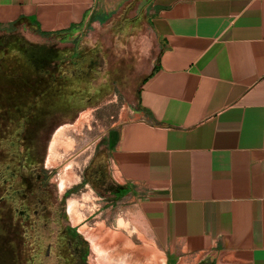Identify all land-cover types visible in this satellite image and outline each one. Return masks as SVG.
<instances>
[{
	"label": "crops",
	"instance_id": "obj_1",
	"mask_svg": "<svg viewBox=\"0 0 264 264\" xmlns=\"http://www.w3.org/2000/svg\"><path fill=\"white\" fill-rule=\"evenodd\" d=\"M100 1L0 0V30L73 37ZM147 3L159 48L108 130L110 193L162 264H264V0Z\"/></svg>",
	"mask_w": 264,
	"mask_h": 264
},
{
	"label": "rangeland",
	"instance_id": "obj_2",
	"mask_svg": "<svg viewBox=\"0 0 264 264\" xmlns=\"http://www.w3.org/2000/svg\"><path fill=\"white\" fill-rule=\"evenodd\" d=\"M97 10L93 14V20L79 32H75L73 37L71 35L65 38L64 34L41 35L30 27L20 25L11 32L0 30V38L5 43L3 49H0V56L3 57L2 63L9 68L24 62L14 49L13 42L18 40L42 46L46 51L59 50L62 55L59 56L60 59L68 58L74 48L86 51L87 57L94 54L96 58L92 77L84 85L79 105L77 102L72 103L67 97L71 92L76 94L77 86L62 84L56 91L55 100L49 104L43 103L44 108L50 107L48 115L43 116L37 130L32 129L25 141V156L19 171L28 178L32 174L35 181L49 192V197L36 203L39 204V208L33 213L37 223L36 231L33 233L34 228L27 230L29 242H33V234L41 239L40 248L28 264H58L56 236L67 224L76 227L78 238L84 243H77V248L72 249L77 264H122L121 259H114L109 251L107 256L104 255L107 259L100 256L95 247H92L91 241L81 232L85 226L93 228L98 223L104 224L106 230L115 232L118 245L114 244L111 249L117 257V253L123 248L147 246L149 252L153 248L156 251L150 252L147 260L140 264L164 262L160 246L148 239L133 219L128 198L111 195V181L107 176L108 130L112 125L130 117L129 107L135 103L139 84L154 65L158 52L159 41L148 23L150 5L147 0H101ZM74 37L78 38L76 46ZM42 65L53 69L58 65V57L48 64L42 62ZM60 130H63L65 142L55 146V156L52 159L50 146L54 134ZM69 141L70 146L66 145ZM97 169L103 177L93 176ZM62 171H66L69 177L66 180L68 184L64 187L60 186ZM69 189L72 191L64 196V192ZM72 198L79 203L72 212L74 217L68 210V202ZM2 206L4 207V203H0V224L6 231ZM29 220H34L32 215ZM116 238L103 237L98 240L103 246H108ZM8 239L12 240L13 237ZM10 243L14 245L15 239ZM24 248L27 250L25 246L20 255L19 251L15 255V264L21 262ZM30 251L31 249L28 252ZM98 256L104 259L101 260Z\"/></svg>",
	"mask_w": 264,
	"mask_h": 264
},
{
	"label": "trees",
	"instance_id": "obj_3",
	"mask_svg": "<svg viewBox=\"0 0 264 264\" xmlns=\"http://www.w3.org/2000/svg\"><path fill=\"white\" fill-rule=\"evenodd\" d=\"M92 20L93 15L90 16L89 23ZM39 34L51 33L39 31ZM77 39L76 37L73 39L75 46ZM13 43L17 55L24 59V62L17 65L20 68L13 64L11 68L5 66L2 63L3 57L0 56V203H4L1 211L5 212L2 218L6 219L7 226L5 231L0 224V264H15V255L18 251L20 255L21 249L25 246L27 250L24 248L21 262L18 261L17 264H28L32 262L36 250L40 248L41 239L33 234V242H29L27 230L34 228L33 233L36 231L37 223L33 214L39 208V204L36 203L49 197V192L37 180L35 181L32 174L29 175V179L22 176L19 171L25 156L23 152L25 141L32 129L37 130L43 116L48 115L50 107L44 108L43 103L53 102L57 96L56 91L62 84L77 86L76 94L71 92L67 97L72 103L77 102L79 105L85 90L84 85L92 77L91 72L94 71L96 58L91 52L92 56L87 57L86 51L74 48L68 58L60 59L59 50L46 51L42 46H34L20 40ZM57 57L58 65L53 69L42 65V62L48 64ZM100 174L101 171L97 169L93 176L103 177ZM71 191L72 189L66 190L63 195L66 196ZM31 215L33 221L29 220ZM8 237L13 239L10 240ZM14 239L16 243L12 245L10 242ZM77 243L84 245L78 238L76 227L70 224L63 226L56 236L58 264H77L76 255L72 251L73 247L77 248ZM34 248L35 251L32 252Z\"/></svg>",
	"mask_w": 264,
	"mask_h": 264
},
{
	"label": "bare ground",
	"instance_id": "obj_4",
	"mask_svg": "<svg viewBox=\"0 0 264 264\" xmlns=\"http://www.w3.org/2000/svg\"><path fill=\"white\" fill-rule=\"evenodd\" d=\"M62 131L63 130H60L56 134H54L55 136L53 137V140H52V143H51V146H50V151H51V155H52L51 157H52V159L55 156V155H53V153H55L54 152L55 151V146H57V145L60 146V144L62 142H65V141H63V137H62L63 132ZM65 140H67V138ZM66 145H69L70 146L71 145V142L69 144L66 143ZM53 162L51 161V163H53ZM70 168L71 167H69V170H70ZM61 169H63V166L61 167ZM66 171H62L61 174H60L61 175L60 176L61 177V180H60V182H61L60 183V186L61 187H64L65 186L66 180L69 178V177H67V174L65 173ZM74 180H76V178ZM77 203L78 202H77V200L75 198L74 199L73 198L70 199V201L68 202V210H69V212H71V214H72V212H74V209L76 208ZM73 217H74V215H73ZM81 232L84 234V236H86L91 241V244H93L92 247L93 246L95 247L96 251L99 253L100 256L106 255V253H108L107 251H109L111 253V255L114 257V259H116V260L121 259V262L120 263H122V264H132V262L134 264L144 263L147 260V255L150 254V252H152V249L149 252V250L146 248L147 246L146 247L143 246V247H139V248L136 247L134 249H132V248L131 249L130 248H123L122 251L120 250L117 253L118 254V257H117L115 254L112 253L113 245L114 244L118 245L117 238L115 237V234H114L115 232L110 231L109 229L106 230L104 224H102V223L96 224L93 228H88V227L85 226L84 228H82ZM103 237H105L107 239L113 237V238H116V239L113 240L114 243L112 245L110 244L108 246H103L99 242L100 238H103ZM101 241H102V239H101ZM100 256H98V257H100ZM104 258H106V257L104 256ZM104 258L100 257L101 260H103Z\"/></svg>",
	"mask_w": 264,
	"mask_h": 264
},
{
	"label": "flooded vegetation",
	"instance_id": "obj_5",
	"mask_svg": "<svg viewBox=\"0 0 264 264\" xmlns=\"http://www.w3.org/2000/svg\"><path fill=\"white\" fill-rule=\"evenodd\" d=\"M1 48H3L4 46H0Z\"/></svg>",
	"mask_w": 264,
	"mask_h": 264
},
{
	"label": "water",
	"instance_id": "obj_6",
	"mask_svg": "<svg viewBox=\"0 0 264 264\" xmlns=\"http://www.w3.org/2000/svg\"><path fill=\"white\" fill-rule=\"evenodd\" d=\"M21 161H22V159H21ZM19 170H20V168H19Z\"/></svg>",
	"mask_w": 264,
	"mask_h": 264
}]
</instances>
